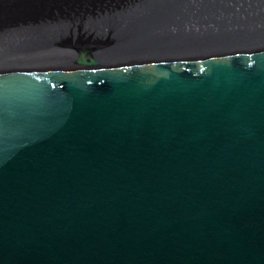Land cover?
I'll use <instances>...</instances> for the list:
<instances>
[{
	"label": "water",
	"instance_id": "95a60500",
	"mask_svg": "<svg viewBox=\"0 0 264 264\" xmlns=\"http://www.w3.org/2000/svg\"><path fill=\"white\" fill-rule=\"evenodd\" d=\"M0 264H264V0H0Z\"/></svg>",
	"mask_w": 264,
	"mask_h": 264
}]
</instances>
